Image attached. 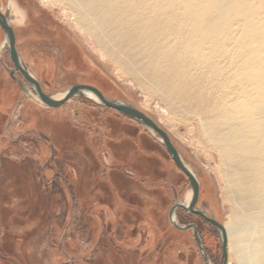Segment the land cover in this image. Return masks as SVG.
<instances>
[{
  "label": "rangeland",
  "instance_id": "obj_1",
  "mask_svg": "<svg viewBox=\"0 0 264 264\" xmlns=\"http://www.w3.org/2000/svg\"><path fill=\"white\" fill-rule=\"evenodd\" d=\"M9 3L25 17L11 24L16 50L43 92L59 96L88 84L141 110L195 173V208L221 224L229 220L235 207L219 153L194 117L171 111L122 71L68 7L0 0L2 12ZM11 70L0 28V264H205L192 230L169 221L170 208L190 190L157 133L83 94L60 107L41 104L24 93L20 83L31 87L23 75L16 70L12 77ZM175 218L196 226L211 263L219 264L217 229L183 208ZM227 264L238 260L228 253Z\"/></svg>",
  "mask_w": 264,
  "mask_h": 264
},
{
  "label": "bare ground",
  "instance_id": "obj_2",
  "mask_svg": "<svg viewBox=\"0 0 264 264\" xmlns=\"http://www.w3.org/2000/svg\"><path fill=\"white\" fill-rule=\"evenodd\" d=\"M51 2L171 111L194 117L235 207L223 224L228 253L264 264V0ZM3 13L10 24L25 20L15 3Z\"/></svg>",
  "mask_w": 264,
  "mask_h": 264
},
{
  "label": "water",
  "instance_id": "obj_3",
  "mask_svg": "<svg viewBox=\"0 0 264 264\" xmlns=\"http://www.w3.org/2000/svg\"><path fill=\"white\" fill-rule=\"evenodd\" d=\"M0 28L4 33L5 42L7 44L8 54L13 64V70L10 71V75L14 77V71L18 70L24 77L25 81L30 85L32 92L35 94L37 99L42 102V104L49 106V107H60L63 105L67 100L71 97L83 94V92H90L103 106L110 107L116 109L119 112L124 113L131 119L135 120L136 122L140 123L147 129L154 131L160 137V141L164 146L165 150L171 157L172 161L174 162L175 166L184 173V175L188 179L189 183V201L187 205H184L182 202L173 205L168 213L169 221L172 225L177 229H191L194 240L196 242L198 251L204 261L205 264H212L209 256L204 248L202 240L199 236L196 226L193 223L180 225L175 221V212L179 208L186 209L189 213H196L203 217L205 220L209 221L218 231L221 243V262L219 264H227L228 258V251H227V235L223 224L219 223L212 217L206 216L201 210L195 209L194 205L198 198V180L193 173L190 166L187 164L179 150L174 146L172 141L170 140L168 134L165 130H163L153 119L143 113L141 110L136 108L135 106L119 102L115 100L108 99L103 96L102 92L92 86L87 84H75L67 88L64 94L61 97H54L52 95L46 94L41 89L39 82L37 79L31 74L29 69L23 63L18 51L15 47V35L13 28L5 16V14L0 10ZM25 88L23 83H20ZM26 91V90H25Z\"/></svg>",
  "mask_w": 264,
  "mask_h": 264
},
{
  "label": "flooded vegetation",
  "instance_id": "obj_4",
  "mask_svg": "<svg viewBox=\"0 0 264 264\" xmlns=\"http://www.w3.org/2000/svg\"><path fill=\"white\" fill-rule=\"evenodd\" d=\"M1 10V9H0ZM15 35V34H14ZM40 85V84H39ZM88 85V84H87ZM42 89V88H41ZM198 186H199V183H198ZM199 190V189H198ZM196 204V203H195ZM194 207H195V205H194ZM196 209V208H195ZM194 214H196V213H194ZM205 214V213H204ZM197 215H199V214H197ZM200 216V215H199ZM207 216V215H206ZM203 218V217H202ZM204 219V218H203ZM198 231V230H197ZM199 233V232H198ZM205 248V247H204ZM206 250V249H205ZM207 252V251H206Z\"/></svg>",
  "mask_w": 264,
  "mask_h": 264
}]
</instances>
